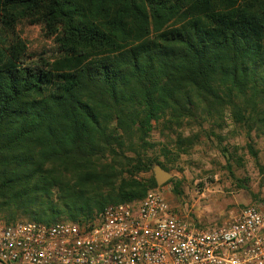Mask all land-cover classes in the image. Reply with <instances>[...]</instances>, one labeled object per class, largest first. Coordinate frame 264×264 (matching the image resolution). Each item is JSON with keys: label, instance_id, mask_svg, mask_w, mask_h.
Returning <instances> with one entry per match:
<instances>
[{"label": "trees", "instance_id": "16d2710c", "mask_svg": "<svg viewBox=\"0 0 264 264\" xmlns=\"http://www.w3.org/2000/svg\"><path fill=\"white\" fill-rule=\"evenodd\" d=\"M22 22L53 47H0L7 225L142 200L158 188L142 174L167 171L147 152L161 124L229 107L264 128V0H0L5 34Z\"/></svg>", "mask_w": 264, "mask_h": 264}, {"label": "built area", "instance_id": "2783aa9c", "mask_svg": "<svg viewBox=\"0 0 264 264\" xmlns=\"http://www.w3.org/2000/svg\"><path fill=\"white\" fill-rule=\"evenodd\" d=\"M0 264H264V210L195 227L151 190L85 223L0 221Z\"/></svg>", "mask_w": 264, "mask_h": 264}, {"label": "rangeland", "instance_id": "374dc122", "mask_svg": "<svg viewBox=\"0 0 264 264\" xmlns=\"http://www.w3.org/2000/svg\"><path fill=\"white\" fill-rule=\"evenodd\" d=\"M18 41L30 52L53 47L36 23L22 22L6 34L0 26L1 48ZM150 140L155 146L147 151L149 157L163 163L171 175L155 190L193 226L221 225L246 206L264 210V128L260 125L237 122L227 107L219 114L187 121L182 128L156 126ZM154 169L142 177L155 178Z\"/></svg>", "mask_w": 264, "mask_h": 264}, {"label": "water", "instance_id": "95a60500", "mask_svg": "<svg viewBox=\"0 0 264 264\" xmlns=\"http://www.w3.org/2000/svg\"><path fill=\"white\" fill-rule=\"evenodd\" d=\"M154 173H155L156 182L159 187H161L164 183H166L171 178L170 173L164 170L160 166L155 167Z\"/></svg>", "mask_w": 264, "mask_h": 264}]
</instances>
